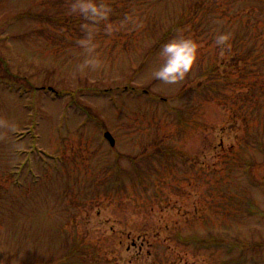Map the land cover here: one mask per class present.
<instances>
[{
	"label": "rangeland",
	"instance_id": "1",
	"mask_svg": "<svg viewBox=\"0 0 264 264\" xmlns=\"http://www.w3.org/2000/svg\"><path fill=\"white\" fill-rule=\"evenodd\" d=\"M38 2L0 0V264L9 255V264H264L260 246L246 249L242 261L226 246L234 237L264 240V214L244 204L248 198L264 212V97L248 105L243 84L230 86L229 101L203 102L183 136L164 142L175 151L164 159L172 167L153 160L159 170L149 168L151 161L141 170L147 183L134 179L133 157L153 142L150 117L170 123L165 103L184 105L185 95L177 98L183 80L155 81L164 57L140 68L133 49L142 40L127 50L114 29L95 39L103 66L79 71L88 55L80 40L64 37L65 29H38L40 21L24 16L39 13ZM244 2L245 11L264 10V0ZM227 32L233 39L246 29ZM242 45H228L229 55L241 57ZM249 109L258 112L248 142L238 114ZM116 161L121 183L109 184ZM224 190L233 198L220 196ZM210 241L224 243L208 247Z\"/></svg>",
	"mask_w": 264,
	"mask_h": 264
},
{
	"label": "trees",
	"instance_id": "2",
	"mask_svg": "<svg viewBox=\"0 0 264 264\" xmlns=\"http://www.w3.org/2000/svg\"><path fill=\"white\" fill-rule=\"evenodd\" d=\"M243 1L107 0L112 6V13L107 20L98 23L97 29H101L98 31L101 33L96 32L95 39H108L110 32L105 31V28L110 24L119 37H125L127 41L125 49L131 50L130 46L127 47L131 40L137 39V42L142 40L133 49L139 50L141 55L142 63L140 68L154 61L159 56L162 45L174 37H192L200 45V56L197 66H194L193 70L186 75L177 93V98H184V95L187 98L184 105L172 107L168 102L165 103L167 107H165L166 110L163 115H168L167 119L173 124L176 131L168 129L167 124L170 123L163 122L162 118L156 115L150 117L152 122H156L155 132L151 138L153 142L145 143L142 152L133 157L132 161L136 170L134 179H140L142 182L147 183L148 178L145 175H149V173H142L141 170L146 168L150 161L149 168H153V171L159 170L157 166L153 165V160L160 163L163 162L164 164L161 167H164V169L166 166L172 167L171 165L169 166L170 162L168 160L164 161V159L175 155V151L173 148L165 147L167 145L164 142L170 137L179 139L183 136L187 130V125L195 122L196 113L202 107L203 102L209 100L229 101L227 91L230 86H241L243 84L248 87V91L242 96V99L248 105L255 102V97H264V37L261 38L259 31L255 32L257 29H264V10L260 6L256 9L258 14L254 13L253 9L255 7L252 5L248 6L249 9L245 11V2L243 3ZM37 4L41 6L39 13L28 11L24 16H33L32 18L36 22L40 21V23L37 22L38 29H65L63 31L64 37L68 38L66 36L68 34L69 37H75L78 41L85 35L82 25L86 22L93 23L92 21H86L82 16L70 12L71 0H39ZM230 28L246 29L244 36H234L235 38L227 42L228 45L232 43L236 45L237 43H242V41L243 45L246 43V50L241 53V57L229 55L230 46L228 48L225 45L218 44L216 41L220 33L227 32V29ZM63 34H61V37H63ZM260 41H262V44L257 43ZM211 46L217 52L215 59L213 58L214 60L210 53ZM228 57L233 60L232 64L226 61L225 58ZM239 60L240 62L245 61L244 67L238 65ZM233 69L236 73H239L238 78L235 76L237 75L236 73H231ZM232 76L236 78L232 79ZM155 81H158V79L156 78ZM165 100L167 101V99H162L161 102ZM233 104L237 103L234 102ZM234 110L238 113L237 111L240 109L234 108ZM254 112H258V110L249 109L244 110L242 114H238L240 118L245 120V139L248 142L250 140L253 141L252 132L255 129L251 127L250 121L256 120ZM262 125H264V118ZM260 145H264V143ZM147 152H151L150 155H147ZM143 160H146L145 165L139 164V161ZM111 169L113 172H109L110 177L105 178V180L109 184L121 183L123 170L118 166L117 161L114 167L112 164ZM109 191V186L107 185L104 193L107 194ZM223 194L228 196L229 192L224 190L220 196H223ZM232 195H229L228 198H233ZM244 204L246 210L248 209L252 213L261 212L264 214L252 200L247 198V202L245 199ZM223 243L221 241H210L207 245L208 247L214 246L218 248ZM226 246L230 251L238 249L240 252L237 255L238 260L242 261L248 254L246 249L255 251L260 246L264 251V240L260 243L257 241L250 243L249 241L241 240L239 237H234ZM62 249L69 250L68 245H64ZM74 252L76 254L77 250ZM75 254L70 258H75ZM11 259L12 257L9 255L2 261V264H9ZM35 262V264L52 263L38 259ZM59 264H64V262H59Z\"/></svg>",
	"mask_w": 264,
	"mask_h": 264
},
{
	"label": "clouds",
	"instance_id": "3",
	"mask_svg": "<svg viewBox=\"0 0 264 264\" xmlns=\"http://www.w3.org/2000/svg\"><path fill=\"white\" fill-rule=\"evenodd\" d=\"M70 12L82 16L86 21L93 23H84L82 28L85 35L80 39L79 44L88 54L84 61L78 65V70L83 72L89 69H100L104 61L100 54L96 52L97 43L95 33L100 21L107 20L112 13V6L107 0H71ZM113 26L107 25L105 31L111 32ZM231 34L228 32L220 33L216 41L220 45L228 46ZM200 45L192 37H174L165 42L159 52L164 57L163 63L154 69L153 75L165 83H178L185 79L194 66L199 61ZM6 126L14 128V124Z\"/></svg>",
	"mask_w": 264,
	"mask_h": 264
},
{
	"label": "water",
	"instance_id": "4",
	"mask_svg": "<svg viewBox=\"0 0 264 264\" xmlns=\"http://www.w3.org/2000/svg\"><path fill=\"white\" fill-rule=\"evenodd\" d=\"M104 136L111 142L112 145H114V138L109 132H105Z\"/></svg>",
	"mask_w": 264,
	"mask_h": 264
}]
</instances>
